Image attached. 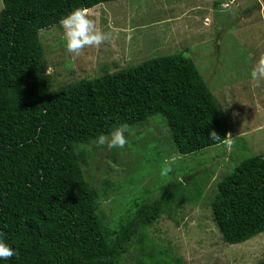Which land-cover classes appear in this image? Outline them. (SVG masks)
Wrapping results in <instances>:
<instances>
[{"label": "trees", "instance_id": "1", "mask_svg": "<svg viewBox=\"0 0 264 264\" xmlns=\"http://www.w3.org/2000/svg\"><path fill=\"white\" fill-rule=\"evenodd\" d=\"M1 1L0 234L18 255L0 264H122L135 257L132 249L141 254L135 264L172 257L148 229L163 215L176 221L201 192L189 198V183L170 182L153 201L134 202V215L116 230L99 211L100 190L85 178L80 147L122 124L148 126L157 115L180 155L224 144L209 139L213 130L225 138L230 126L195 63L182 53L160 56L55 91L41 32L61 28L76 8L116 0ZM209 210L227 245L264 233V154L236 164Z\"/></svg>", "mask_w": 264, "mask_h": 264}, {"label": "rangeland", "instance_id": "2", "mask_svg": "<svg viewBox=\"0 0 264 264\" xmlns=\"http://www.w3.org/2000/svg\"><path fill=\"white\" fill-rule=\"evenodd\" d=\"M262 4L264 0L108 2L89 12L98 28L112 32V40L86 48L76 58L66 51L62 27L40 34L52 69L48 73L55 74V91L149 59L182 53L195 63L225 113L234 141L230 150L222 144L178 154L161 115L153 117L150 125L125 133L128 144L123 149L98 147L96 142L80 147L86 156L85 178L100 190L99 211L116 230L134 215L136 203L153 201L170 182L189 183L183 187L189 198L201 192L193 206L183 202L176 221L163 215L148 229L150 238L172 251V257L169 253L161 264H170L172 258H181V264H258L264 260V233L227 245L209 210L218 183L236 164L264 154V80L256 86L250 78L251 69L264 55ZM132 251L135 257L141 256ZM135 257L122 264H135Z\"/></svg>", "mask_w": 264, "mask_h": 264}, {"label": "clouds", "instance_id": "3", "mask_svg": "<svg viewBox=\"0 0 264 264\" xmlns=\"http://www.w3.org/2000/svg\"><path fill=\"white\" fill-rule=\"evenodd\" d=\"M91 9L76 8L68 15L60 20V25L64 30V38L66 42V51L70 53L73 58L79 57L83 54L86 48L100 47L102 44L110 42L113 38L111 31H103L97 26L96 19L89 12ZM261 14L264 15V4L261 6ZM48 71H52L51 68ZM250 78L259 86L260 82L264 80V55H261L255 66L251 69ZM129 131L127 124H122L116 127L109 135H100L97 138L96 144L98 147H107L108 149H123L128 140L125 135ZM212 141H219L224 143L230 150L234 145L231 133H228L225 138L216 132L212 131L209 135ZM167 171H170L168 169ZM167 171L163 174L166 175ZM18 255L16 250L9 246L0 234V259H10Z\"/></svg>", "mask_w": 264, "mask_h": 264}]
</instances>
